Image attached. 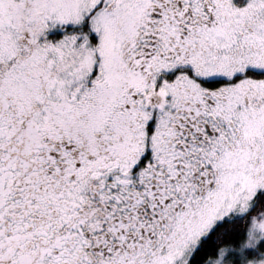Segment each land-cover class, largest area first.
I'll list each match as a JSON object with an SVG mask.
<instances>
[{"label":"snow or ice","instance_id":"obj_1","mask_svg":"<svg viewBox=\"0 0 264 264\" xmlns=\"http://www.w3.org/2000/svg\"><path fill=\"white\" fill-rule=\"evenodd\" d=\"M0 264H264V0H0Z\"/></svg>","mask_w":264,"mask_h":264}]
</instances>
